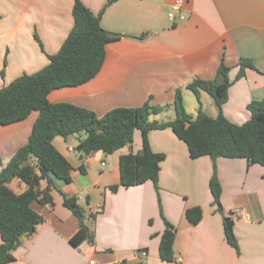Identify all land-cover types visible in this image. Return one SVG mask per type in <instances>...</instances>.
Here are the masks:
<instances>
[{"label": "crops", "instance_id": "0c3cea01", "mask_svg": "<svg viewBox=\"0 0 264 264\" xmlns=\"http://www.w3.org/2000/svg\"><path fill=\"white\" fill-rule=\"evenodd\" d=\"M81 1L94 14L108 2ZM174 2H109L100 24L121 37L105 45L103 64L93 78L53 89L47 100L69 102L102 116L112 108L136 107L145 101L170 104L180 88L185 110L186 99L193 95L197 101L193 116L200 107L215 117L218 110L209 94L200 90L196 96L186 85L195 77L213 78L223 56L231 67L232 82L222 114L234 123L247 121V104L264 102V0H183L185 18L172 22L167 14ZM73 3L0 0V87L48 63V56L58 51L73 26ZM142 33L146 37L139 39ZM242 58L254 68H245L244 75L234 79ZM38 114L33 110L23 120L0 125V170L27 142ZM83 137L52 139L73 167L71 181L54 178L53 202L33 204L43 220L32 234L21 237L12 250L13 260L6 264H90L91 260L92 264H264L263 166L244 158L218 157L214 163L206 155L191 158L185 142L169 127L153 129L147 136L149 146L165 155L158 190L146 181L111 191L109 187L120 180L119 156L140 149V131H134L131 145L110 154L95 151L81 159L79 153H70ZM81 163L84 172L78 169ZM214 165L221 187L220 210L212 203L209 189ZM46 185L42 180L40 188ZM8 186L15 192L26 188L17 178ZM61 193L77 196L93 243L87 237L70 241L79 221L63 205ZM194 206L202 210L197 223L185 216V210ZM224 216L232 220L236 247L226 241ZM164 219L175 227L172 261L162 260L158 251ZM138 250H145L146 256H137Z\"/></svg>", "mask_w": 264, "mask_h": 264}, {"label": "trees", "instance_id": "16d2710c", "mask_svg": "<svg viewBox=\"0 0 264 264\" xmlns=\"http://www.w3.org/2000/svg\"><path fill=\"white\" fill-rule=\"evenodd\" d=\"M94 14L81 0H74L72 7L73 26L58 51L49 55L48 63L31 74H22L7 85L0 87V125L23 120L31 111L39 114L33 123L27 142L19 147L0 170V264L13 260L12 250L21 237L32 234L42 222V216L33 204L52 203L53 179L71 181L73 169L70 162L54 147L55 136L67 138L69 135L84 133L75 146L81 159L95 151L110 154L124 146L131 145L133 133L139 130L141 147L139 150L119 156V184L109 189L116 191L120 186L129 187L151 181L158 190L157 180L160 162L165 158L161 152L151 150L148 132L169 127L187 145L191 158L209 156L213 163L218 157L244 158L249 163L264 167V102L251 101L246 108L250 118L243 123H234L221 111L227 100V90L231 84L229 71L223 56L211 79L195 77L186 87L198 96L199 91L207 92L213 99L218 114L212 117L198 108L193 118L184 108L180 88L174 93L170 104H153L145 101L136 107H115L102 116L94 111L69 102H49L48 93L64 86H76L93 78L101 68L105 58V45L117 40L121 34L102 28L100 17L106 5ZM146 37V33L137 36ZM234 79L242 77L245 68H254L249 59L242 58ZM169 107L174 109L173 119L158 120V115ZM85 171L83 163L78 168ZM17 178L26 184L21 192L13 191L8 183ZM45 180L47 185L40 188ZM212 203L220 210L221 187L215 172L209 180ZM62 194V203L79 221V229L70 241L74 243L87 237L93 243L90 228L84 223L85 209L78 203L77 196ZM159 207H160V200ZM202 215L199 206L187 208L185 216L191 223H197ZM94 219L95 214H90ZM165 227L160 234L159 256L164 261L173 259L175 227L164 219ZM226 241L237 246L233 234L232 220L223 217Z\"/></svg>", "mask_w": 264, "mask_h": 264}, {"label": "rangeland", "instance_id": "374dc122", "mask_svg": "<svg viewBox=\"0 0 264 264\" xmlns=\"http://www.w3.org/2000/svg\"><path fill=\"white\" fill-rule=\"evenodd\" d=\"M190 98L186 99V107L188 109V110L187 109L186 110H187V112L189 111L188 113L193 116V115H195V114H192V113H194L193 109H195L193 107H196L197 101H196L195 96H193V95H190ZM209 98L212 99V97L210 95H209ZM215 107H216V105H215ZM155 116H157V115H155ZM155 116H151V118H156ZM158 116H159V118H156V119H159V120L173 119L174 116H175L174 109L172 107H170L167 110L163 111L162 113L158 114ZM193 117H195V116H193ZM79 134L83 135L84 133L82 132V133H79ZM70 154L76 155V154H78V152H77L76 149H74L73 151H71Z\"/></svg>", "mask_w": 264, "mask_h": 264}, {"label": "built area", "instance_id": "2783aa9c", "mask_svg": "<svg viewBox=\"0 0 264 264\" xmlns=\"http://www.w3.org/2000/svg\"><path fill=\"white\" fill-rule=\"evenodd\" d=\"M182 5H183V0H175L174 4L171 6L170 11L168 12L167 16L168 19L172 22H175L177 20H183L185 18V14L182 11ZM102 164H104L102 162ZM236 211H240V209H236ZM137 256H146V251L145 250H138L136 252ZM178 261H181V259L179 258ZM90 264L93 263V261L91 260L89 262Z\"/></svg>", "mask_w": 264, "mask_h": 264}]
</instances>
